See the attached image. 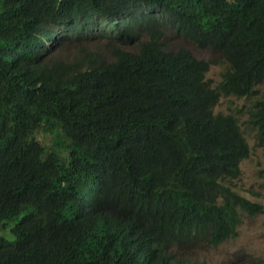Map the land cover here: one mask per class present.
Segmentation results:
<instances>
[{
    "label": "trees",
    "instance_id": "16d2710c",
    "mask_svg": "<svg viewBox=\"0 0 264 264\" xmlns=\"http://www.w3.org/2000/svg\"><path fill=\"white\" fill-rule=\"evenodd\" d=\"M59 17L70 39H112L45 56L56 26L43 24ZM167 30L218 54L217 85L216 58L170 46ZM4 39L0 264H207L195 245L233 237L238 208L261 211L209 164L243 157V126L264 152V0H0ZM222 94L252 100L245 121L213 112ZM39 128L60 129L52 146Z\"/></svg>",
    "mask_w": 264,
    "mask_h": 264
},
{
    "label": "rangeland",
    "instance_id": "374dc122",
    "mask_svg": "<svg viewBox=\"0 0 264 264\" xmlns=\"http://www.w3.org/2000/svg\"><path fill=\"white\" fill-rule=\"evenodd\" d=\"M112 36V35H111ZM107 37L109 33L102 31L91 38L71 39L67 42L66 48L74 51L79 46H86L88 49L101 46L103 43L109 42ZM183 45L190 49L196 55L203 58H215L213 52L209 49L195 48L193 45L183 42ZM224 63L220 58H216L210 63L209 69L205 74L206 80L215 85L220 80L221 71ZM263 89V84L259 85ZM252 100L244 97H236L233 95L221 96L213 108L214 112H232L240 122L247 118V114L251 109ZM246 131L247 127L243 126ZM35 137L44 145L52 146L53 135L39 131ZM251 138V137H248ZM250 143H253L251 139ZM264 153L260 147H256L251 155L250 163L243 161L240 164L241 174L244 176L243 186L248 187L253 181L258 182L257 193H251L253 201L260 204L261 211L253 214L243 215L241 222L237 226V236L231 238L220 245H213L207 241H201V247H195V256L207 262V264L238 263V264H255L262 255H264ZM254 183V185H255ZM251 185V186H252ZM11 237V236H10ZM189 246L186 247L189 248ZM179 255L178 253H176Z\"/></svg>",
    "mask_w": 264,
    "mask_h": 264
},
{
    "label": "clouds",
    "instance_id": "9594fccd",
    "mask_svg": "<svg viewBox=\"0 0 264 264\" xmlns=\"http://www.w3.org/2000/svg\"><path fill=\"white\" fill-rule=\"evenodd\" d=\"M46 8L42 7L40 5V7L34 12V13H31V15L35 18L37 16H39ZM142 10V9H141ZM55 11V10H54ZM141 18H143V15H140ZM43 25L47 26V25H55L56 26V31L55 33H52L51 35H47V36H43L42 38V41H43V44H44V48H43V51H44V55H48L49 53L51 52H55V51H62L64 50V45L67 44L68 41H70L71 39V36L68 32V28L69 26L67 25V23L61 18L59 17L58 19H55L53 21V24L49 23V22H45ZM165 34V41L170 45V46H177V45H182L183 47H185L183 45V42H187L191 45H193L191 42L189 41H185L179 37H177L172 31L170 30H167L164 32ZM110 39H112L110 37ZM105 44L106 43H103L101 46H96L94 48H91V49H95V48H104L105 47ZM195 48H197L195 45H193ZM0 48H2V61L0 62V70H4L6 69L9 65H10V62H11V59H12V56H13V53H14V49L11 48L10 46H8V43L4 40H0ZM187 48V47H185ZM188 49V48H187ZM190 50V49H189ZM191 51V50H190ZM192 52V51H191ZM193 53V52H192ZM194 54V53H193ZM198 56V55H197ZM215 58H219L218 57V54L216 53L215 54ZM215 58H212V59H215ZM27 60L29 61V59L27 58ZM224 63V68L226 66V63ZM210 66V65H209ZM223 68V70H224ZM209 69V68H208ZM223 70L221 71V75H220V80H221V76H222V72ZM207 72V71H206ZM206 74V73H205ZM219 80V81H220ZM219 81L215 84L217 85L219 83ZM209 83V82H208ZM210 84V83H209ZM211 86H215V85H212L210 84ZM221 96H228V95H220ZM219 97V98H220ZM219 100V99H218ZM216 105V104H215ZM214 105V106H215ZM214 108V107H213ZM252 108V107H251ZM220 111V110H219ZM214 112V111H213ZM223 114L224 113H227V112H223L221 111ZM216 113V112H214ZM249 116V112L247 114V118ZM246 118V119H247ZM240 122V121H239ZM241 123V122H240ZM243 128V127H242ZM60 129L58 128H53L51 130H45L43 128H39L37 129L35 132H34V137H35V134L39 131H42V132H45V133H48V134H51L53 135V138L58 134ZM244 130V129H243ZM244 133L246 134L244 137H245V140L242 141V146H243V157H241L240 153L237 151V146L234 147L231 151H229L227 154H224L222 155L221 157L213 160L210 162L209 164V172L211 173V175L219 182H222L225 186L229 187V189L231 191H233L234 193L244 197L245 199H247L249 202H251L252 204L256 203L253 201V197L252 196H249L251 193H257V190L256 189H259L258 187V182L255 183V181H253V185L251 186H248V187H244L243 186V179H244V176L241 174V171H240V164L245 161L247 164L250 163V158H251V155L253 154V152L255 151L256 147H260L256 141V139L252 136V134H249L248 130H244ZM248 137H251V138H248ZM35 139L40 143L42 144L36 137ZM251 139L253 140V143L251 144L250 141ZM44 145V144H42ZM262 149V148H261ZM263 151V150H262ZM264 153V152H263ZM232 160H236L237 161V170L238 172L235 174V175H228V176H225L223 178H218V173L225 167L226 164H228L230 161ZM260 173H264V170L263 171H260ZM255 183V185H254ZM259 206L260 204L257 203ZM261 209V208H260ZM258 211H255V212H250L249 211H246V210H243L241 208H238L237 209V214L235 215H231L229 214L230 216H233V219H239V223L241 222V219H242V216L243 215H247V214H253V213H256ZM238 223V224H239ZM237 224V226H238ZM237 227H236V233L233 235V237H227V238H221V241L219 243H216L215 245H220L222 243H224L225 241L231 239V238H234L237 236ZM209 245V244H208ZM195 247H201V245H195L193 248L195 250ZM221 264H232V263H226V262H222ZM235 264H238V263H235ZM255 264H264V255L261 256V258H259L257 261H255Z\"/></svg>",
    "mask_w": 264,
    "mask_h": 264
}]
</instances>
